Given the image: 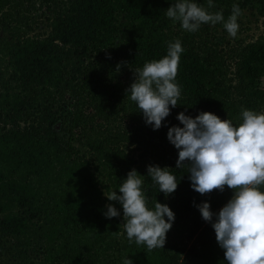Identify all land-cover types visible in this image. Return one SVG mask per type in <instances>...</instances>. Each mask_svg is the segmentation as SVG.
I'll list each match as a JSON object with an SVG mask.
<instances>
[{
	"label": "trees",
	"instance_id": "1",
	"mask_svg": "<svg viewBox=\"0 0 264 264\" xmlns=\"http://www.w3.org/2000/svg\"><path fill=\"white\" fill-rule=\"evenodd\" d=\"M171 2L0 0V264H227L196 205L219 211L233 190L196 192L167 131L180 112L239 123L242 109L264 111V31L251 32L264 0H198L225 18L239 4L234 37L219 23L182 29L166 16ZM176 39L181 97L153 130L126 89ZM150 164L180 181L165 197L144 178L149 205L175 213L164 248L152 250L129 241L122 206L104 194ZM108 204L121 215L107 218Z\"/></svg>",
	"mask_w": 264,
	"mask_h": 264
},
{
	"label": "clouds",
	"instance_id": "2",
	"mask_svg": "<svg viewBox=\"0 0 264 264\" xmlns=\"http://www.w3.org/2000/svg\"><path fill=\"white\" fill-rule=\"evenodd\" d=\"M208 7H213V0H208ZM241 15L238 3H233L227 18L222 11H208L198 0H173L166 9V16L188 32H196L204 24L219 23L233 37ZM183 51L179 39L170 41L166 55L137 68L134 81L126 89L127 97L153 130L167 126L162 121L178 105L181 86L176 77ZM241 117V122L234 123L212 112L200 111L195 117L180 112L176 116L180 124L168 128L167 139L178 150L176 167L187 165L190 186L196 192H223L225 186L233 190L219 211L214 212L207 201L196 205L202 218L211 223L227 264H264V111L245 108ZM169 169L150 164L147 175L132 169L122 179L119 194L116 190L104 193L109 201L122 206L129 241L149 250L164 248L175 213L167 203L156 200L154 206L149 205L144 178L150 177L167 197L180 183ZM106 208L107 218L121 215L113 204ZM122 264L133 261L126 256Z\"/></svg>",
	"mask_w": 264,
	"mask_h": 264
},
{
	"label": "rangeland",
	"instance_id": "3",
	"mask_svg": "<svg viewBox=\"0 0 264 264\" xmlns=\"http://www.w3.org/2000/svg\"><path fill=\"white\" fill-rule=\"evenodd\" d=\"M258 25L256 26V27H253L254 29H252V33H255V34H257V33H259V32H262V31H264V20L262 19V20H260L258 23H257Z\"/></svg>",
	"mask_w": 264,
	"mask_h": 264
}]
</instances>
